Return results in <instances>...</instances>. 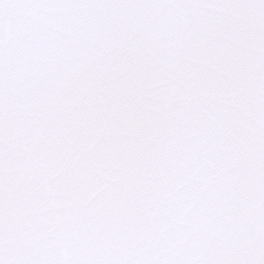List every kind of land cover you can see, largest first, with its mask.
Segmentation results:
<instances>
[{
	"label": "snow or ice",
	"instance_id": "6c2138e0",
	"mask_svg": "<svg viewBox=\"0 0 264 264\" xmlns=\"http://www.w3.org/2000/svg\"><path fill=\"white\" fill-rule=\"evenodd\" d=\"M0 264H264V0H0Z\"/></svg>",
	"mask_w": 264,
	"mask_h": 264
}]
</instances>
